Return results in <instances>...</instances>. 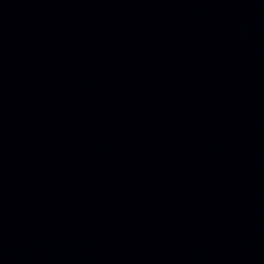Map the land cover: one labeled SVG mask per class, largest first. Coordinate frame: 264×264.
Segmentation results:
<instances>
[{
    "label": "water",
    "instance_id": "water-1",
    "mask_svg": "<svg viewBox=\"0 0 264 264\" xmlns=\"http://www.w3.org/2000/svg\"><path fill=\"white\" fill-rule=\"evenodd\" d=\"M180 1L264 12V0H180Z\"/></svg>",
    "mask_w": 264,
    "mask_h": 264
}]
</instances>
